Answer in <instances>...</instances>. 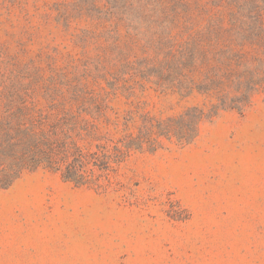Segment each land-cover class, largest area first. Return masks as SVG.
I'll use <instances>...</instances> for the list:
<instances>
[{"label": "rangeland", "instance_id": "rangeland-1", "mask_svg": "<svg viewBox=\"0 0 264 264\" xmlns=\"http://www.w3.org/2000/svg\"><path fill=\"white\" fill-rule=\"evenodd\" d=\"M103 1L0 0V37L44 83L108 99L115 139L193 107L208 114L203 96L180 99L106 62L107 43L87 33L102 28L80 15ZM230 13L213 0L227 28ZM248 52L264 63V48ZM157 141L117 166L106 192L42 170L0 188V264H264V89L243 111L208 115L192 144Z\"/></svg>", "mask_w": 264, "mask_h": 264}, {"label": "trees", "instance_id": "trees-1", "mask_svg": "<svg viewBox=\"0 0 264 264\" xmlns=\"http://www.w3.org/2000/svg\"><path fill=\"white\" fill-rule=\"evenodd\" d=\"M205 1L202 7V0L81 2L80 15L102 28L87 33L114 55L106 62L124 63L132 77L155 80L163 93L197 94L210 105L208 114L193 107L135 138H114L108 99L44 83L34 67L23 66L12 36L0 37V188L42 170L77 188L106 192L111 174L132 152L155 151L160 137L192 144L208 115L243 111L264 89L261 56L248 52L264 48V0H220L231 12L228 28L213 18V0Z\"/></svg>", "mask_w": 264, "mask_h": 264}]
</instances>
